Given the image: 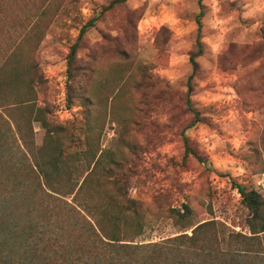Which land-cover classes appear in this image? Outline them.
Returning a JSON list of instances; mask_svg holds the SVG:
<instances>
[{"label":"rangeland","instance_id":"1","mask_svg":"<svg viewBox=\"0 0 264 264\" xmlns=\"http://www.w3.org/2000/svg\"><path fill=\"white\" fill-rule=\"evenodd\" d=\"M199 3L0 0V54L19 49L36 65L45 82L36 103L52 113L62 148L86 150L72 176L88 167L119 179L145 225L138 240L172 237L181 230L170 211L186 208L192 224L215 220L252 236L232 182L264 198V0ZM200 10L203 51L189 82ZM33 128L41 144L45 130ZM184 135L207 164L185 157Z\"/></svg>","mask_w":264,"mask_h":264},{"label":"trees","instance_id":"2","mask_svg":"<svg viewBox=\"0 0 264 264\" xmlns=\"http://www.w3.org/2000/svg\"><path fill=\"white\" fill-rule=\"evenodd\" d=\"M202 17L200 10L189 82L203 51ZM93 24L82 27L79 40ZM78 46L70 49L69 70ZM44 83L36 65H25L19 49L0 54V264H264V198L236 182L252 236L215 220L192 224L186 208L170 211L181 231L157 242L138 240L145 225L137 202L120 192L119 179L90 176L88 167L83 176H72V163L80 162L86 150L70 157L62 148L52 113L36 103L37 88ZM34 122L45 130L41 144ZM183 139L185 157L192 154L207 164ZM107 185L119 193L107 195Z\"/></svg>","mask_w":264,"mask_h":264}]
</instances>
